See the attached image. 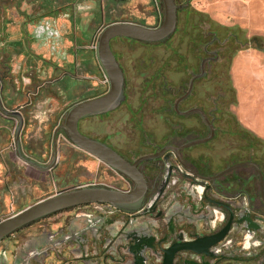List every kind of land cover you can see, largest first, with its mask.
Here are the masks:
<instances>
[{"label": "flooded vegetation", "instance_id": "flooded-vegetation-1", "mask_svg": "<svg viewBox=\"0 0 264 264\" xmlns=\"http://www.w3.org/2000/svg\"><path fill=\"white\" fill-rule=\"evenodd\" d=\"M175 3L174 34L183 12L186 26L197 31L203 16L213 34L200 63L195 32L192 58L177 64L191 68L189 82L169 75L174 34L157 43L115 37L124 98L78 123L135 166L141 201L130 209L89 202L33 221L0 241V264H264V154L222 155L213 145L218 106L197 83L218 58L210 49L216 21ZM163 19L162 0H0V222L71 188L136 189L134 178L75 145L63 126L73 105L111 89L98 57L104 29L155 28ZM212 129L214 137L198 142Z\"/></svg>", "mask_w": 264, "mask_h": 264}, {"label": "rangeland", "instance_id": "rangeland-1", "mask_svg": "<svg viewBox=\"0 0 264 264\" xmlns=\"http://www.w3.org/2000/svg\"><path fill=\"white\" fill-rule=\"evenodd\" d=\"M181 1L190 2L206 13L210 12L216 21L218 40L210 49L216 50L218 58L210 65L206 63L209 75L197 83V89L215 99L218 106V133L213 145L222 155L232 153L239 157H249L253 152L264 154V140L244 129L239 118L243 92L246 91L247 84L251 83L250 90L259 97L254 98L250 112L262 114L264 123V0ZM186 18V13H180L178 31L167 43V55L169 75L178 80L184 76L187 84L192 76L191 68L178 70L177 64L182 57L186 61L192 58L189 48L195 32L199 35L200 63L205 57L203 45L213 39V34L209 33V23L206 20L203 22V16H197L199 23L201 22L199 31L186 26ZM113 41L114 39L111 42ZM202 100L204 99L201 97V103ZM202 132L204 135L208 133L207 130Z\"/></svg>", "mask_w": 264, "mask_h": 264}, {"label": "water", "instance_id": "water-1", "mask_svg": "<svg viewBox=\"0 0 264 264\" xmlns=\"http://www.w3.org/2000/svg\"><path fill=\"white\" fill-rule=\"evenodd\" d=\"M162 2L164 19L158 27L151 28L134 23L119 22L112 23L104 29L98 41V57L110 80L111 89L103 97L73 105L68 112L63 126L68 138L75 145L104 160L127 176L134 178L137 181L136 189L130 193H122L104 186H84L62 191L2 220L0 222V241L15 230L33 221L79 204L108 202L120 208L130 209L134 206V203L141 201L145 185L135 166H131L121 156L100 141L82 134L78 129V123L83 118L115 108L124 98L123 73L110 48V41L113 38L125 36L148 43H157L166 41L174 34L177 26L178 7L175 0H162ZM214 135V129H212L210 136L200 139L198 142L207 141L214 137ZM146 158L149 157H144L143 159Z\"/></svg>", "mask_w": 264, "mask_h": 264}, {"label": "crops", "instance_id": "crops-1", "mask_svg": "<svg viewBox=\"0 0 264 264\" xmlns=\"http://www.w3.org/2000/svg\"><path fill=\"white\" fill-rule=\"evenodd\" d=\"M251 87V83L247 84L246 91L243 92L244 94L241 98V104L239 106V118L244 129L254 133L258 136V138L264 140V123H262L263 116L259 113L251 114L250 112V106L254 98L257 96L259 97V95L252 93L250 90Z\"/></svg>", "mask_w": 264, "mask_h": 264}]
</instances>
